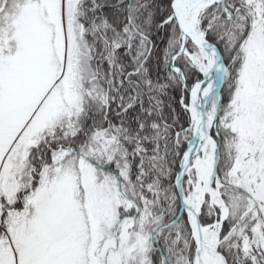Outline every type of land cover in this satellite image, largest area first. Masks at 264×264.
Returning <instances> with one entry per match:
<instances>
[{
  "label": "snow or ice",
  "instance_id": "snow-or-ice-1",
  "mask_svg": "<svg viewBox=\"0 0 264 264\" xmlns=\"http://www.w3.org/2000/svg\"><path fill=\"white\" fill-rule=\"evenodd\" d=\"M0 264H264V0H0Z\"/></svg>",
  "mask_w": 264,
  "mask_h": 264
}]
</instances>
